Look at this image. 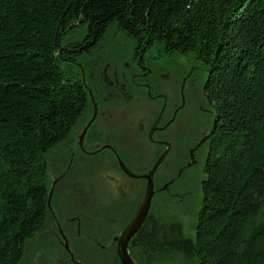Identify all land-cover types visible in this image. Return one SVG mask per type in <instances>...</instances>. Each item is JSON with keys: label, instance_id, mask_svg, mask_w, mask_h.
I'll use <instances>...</instances> for the list:
<instances>
[{"label": "trees", "instance_id": "trees-1", "mask_svg": "<svg viewBox=\"0 0 264 264\" xmlns=\"http://www.w3.org/2000/svg\"><path fill=\"white\" fill-rule=\"evenodd\" d=\"M111 27L191 56L215 117L194 236L150 206L132 259L264 264V0H0V264L46 227L47 155L87 114L79 65Z\"/></svg>", "mask_w": 264, "mask_h": 264}, {"label": "flooded vegetation", "instance_id": "flooded-vegetation-1", "mask_svg": "<svg viewBox=\"0 0 264 264\" xmlns=\"http://www.w3.org/2000/svg\"><path fill=\"white\" fill-rule=\"evenodd\" d=\"M130 41L131 46L127 54L130 58V64H125L128 68L126 71H121L119 76L114 72L112 77H107L103 73L104 71H99L100 65L98 63L89 64V60L81 61L79 65L81 82L86 89L90 106L87 114L76 127H79L78 131L75 129L76 132L74 131L69 138L74 137L77 145V149L71 152V155H74L77 159H73L71 163H74V167L83 173L99 169L100 175L102 173L110 184V188H106V190L96 189L91 183L90 174L86 182H83L78 176L76 181L73 180L70 185H66L64 178L66 170L61 175H57L56 179L49 184V213L51 211L56 230L63 238L65 248L69 253V259L73 264H95L90 261L91 258L88 259L89 254H94V250H96V253L106 254V257L110 259V264H116L113 253L114 250H117L118 256V238H114L110 246L97 245V240H93L89 236L90 232L96 231L99 225L104 224L103 222H107L109 225L117 223L118 219L114 212L121 207L123 208V215L130 216L136 205L139 190L142 188V165L140 164L141 161L136 159L141 158L146 152L145 149H142L144 138L147 136L153 144L162 146L161 153L165 151L169 137L173 136V134L171 136V126L175 121L174 114L180 109L176 97H169L158 81L156 64L159 59L170 57L176 53L162 52L148 41L142 43L133 39H130ZM173 83H176V81ZM184 88V86L180 88L181 97ZM170 89H176V85H173ZM147 99L152 103L161 102V107L152 123L153 125L160 115L152 133L153 140L148 136L152 125L147 128L145 123L146 109H142L143 102ZM187 143V155L191 162L194 160L195 145L192 140ZM118 158L131 173L139 175V177H133L126 173L120 166ZM123 158L126 160H123ZM70 167L71 165L67 170ZM71 179H73V176L67 181ZM138 183L141 184L140 189H138L140 186ZM79 186L82 189L78 188ZM84 188L87 191H84ZM75 192H79L78 200L81 209H84L85 213L78 212L79 214L63 221L60 219L62 215L60 208H63V206L59 204V200ZM116 195L120 198H116ZM64 208L66 209V205ZM102 215H104L105 220L104 218H98ZM72 218H75L77 222L74 240L71 237L72 234L68 237L70 234L68 231H73L70 223V221H73ZM83 222L89 229L85 233L89 237L88 243L84 242L80 236L81 223ZM48 231L54 232L51 228ZM68 241L72 242V249L68 248ZM94 259H96V256L92 257V261ZM118 262L122 264L119 256Z\"/></svg>", "mask_w": 264, "mask_h": 264}, {"label": "rangeland", "instance_id": "rangeland-1", "mask_svg": "<svg viewBox=\"0 0 264 264\" xmlns=\"http://www.w3.org/2000/svg\"><path fill=\"white\" fill-rule=\"evenodd\" d=\"M97 45L95 49L93 48L90 53L81 58L82 62L89 60V64L98 63L100 65L99 71H104L103 73L107 77H112L114 72L119 76L121 71H126L128 67L126 68L125 64H130V58L127 54L129 53L131 41L125 34L115 27H111ZM156 64L158 81L169 97H176L180 109L174 114L175 121L171 126V136L172 134L173 136L169 137L167 141L166 154L154 176L156 192L151 202V210L162 217L180 220L184 234L193 237V224L201 203L200 184L204 178L202 166L206 158L209 135L215 118L214 111L212 106L206 102L203 93L205 71L191 56L174 54L159 59ZM175 81L176 83H173ZM171 83L172 85H170ZM173 85H176V89H170ZM181 86L185 87L182 97L180 94ZM143 103L142 109H146L145 123L149 128L161 107V102L152 103L147 99ZM78 129L79 127L76 128L77 131ZM189 140H192L195 145L194 160L191 162L187 155V142ZM76 146V140L72 137L66 143L56 146L48 153L49 184L56 179L57 175H61L66 170L64 177L66 185H70L73 180L76 181L78 176L83 182H86L90 174L91 183L96 189L106 190V188H110V184L102 173L100 175L99 169L83 173L74 167V163H71V161L77 158L71 155V152L77 149ZM142 149H145L146 152L136 160L141 161L142 174H145L150 170L163 147L153 144L145 136ZM123 160L126 159L123 158ZM70 165L71 167L67 170ZM72 176L73 179L67 181ZM145 186L146 181L142 178V188L140 189V184L136 205L130 213L131 218L142 199ZM78 188L82 189L80 186ZM84 191H87V189L84 188ZM78 193H72L59 200V204L63 206V208H60L62 212L61 220L66 221L69 217L79 214L78 212L85 213V210L80 207ZM116 198L120 197L116 195ZM65 205L66 209L64 208ZM114 215L118 219L117 223L109 225V223L101 221L104 224L99 225L96 231H89V236L93 240H97V245L110 246L113 239L119 237L123 227L127 224V217L123 215L122 207L116 210ZM103 216L98 218H104ZM70 223L73 231H68L70 233L68 237L72 234L71 237L74 240L77 223L75 218ZM81 225L80 236L84 242L88 243L89 237L85 233L89 229L87 225H84V222ZM49 228L53 229L54 232L48 231ZM67 244L68 248L72 249V242L68 241ZM93 252L94 254H89L88 259L91 258L90 261L96 264L98 255L101 252L96 253V250ZM94 256H96V259L92 261ZM20 264H73L65 248V242L56 230L51 211L48 214L46 228L27 243L24 258Z\"/></svg>", "mask_w": 264, "mask_h": 264}, {"label": "water", "instance_id": "water-1", "mask_svg": "<svg viewBox=\"0 0 264 264\" xmlns=\"http://www.w3.org/2000/svg\"><path fill=\"white\" fill-rule=\"evenodd\" d=\"M160 115L157 117L155 120L154 124L152 125L150 131H149V138L152 139V133L156 127L157 122L159 121ZM212 132V130H211ZM166 154V150L163 151L158 158L155 160L153 163L152 167L150 170L142 174V178L145 179L146 181V186H145V191L142 196L141 202L139 204V207L133 217V219L123 228L121 231L119 237H118V256L120 258V261L122 264H136L134 260L132 259L129 250H128V243L132 236L137 232V230L140 228L142 225L143 221L145 220L150 206H151V201L153 198V195L155 193L154 189V174L163 161V158ZM119 164L122 167V169L128 173L129 175L133 177H139V175H135L131 173L123 164V162L118 158Z\"/></svg>", "mask_w": 264, "mask_h": 264}]
</instances>
